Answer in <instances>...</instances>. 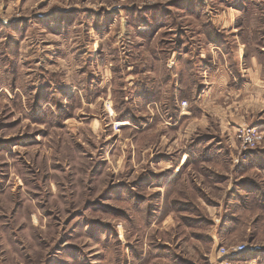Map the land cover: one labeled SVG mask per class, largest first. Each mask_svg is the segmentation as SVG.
I'll list each match as a JSON object with an SVG mask.
<instances>
[{
	"label": "rangeland",
	"instance_id": "374dc122",
	"mask_svg": "<svg viewBox=\"0 0 264 264\" xmlns=\"http://www.w3.org/2000/svg\"><path fill=\"white\" fill-rule=\"evenodd\" d=\"M233 51L262 94L198 112L204 61ZM246 126L264 0H0V264H264Z\"/></svg>",
	"mask_w": 264,
	"mask_h": 264
},
{
	"label": "crops",
	"instance_id": "0c3cea01",
	"mask_svg": "<svg viewBox=\"0 0 264 264\" xmlns=\"http://www.w3.org/2000/svg\"><path fill=\"white\" fill-rule=\"evenodd\" d=\"M208 43V42H207ZM241 50V53L244 51ZM230 52V51H229ZM233 57L232 59H229L226 55V58L224 60H220L215 62L213 55H210V61H204L202 65V69H208L209 68V76H207L208 81H206V84L201 86L200 91L198 92V99L196 101L197 106L200 108L197 111L200 112L201 110L209 105V103L213 102L214 97L219 94H227L226 98L231 93H238V94H246L248 92H254V96L261 95L262 90L260 89L259 84V77L253 76L251 73L247 71V67L245 66L244 57L238 55V57L235 56L233 51ZM203 56V54L201 55ZM209 60V57H208ZM230 60H232L230 62ZM231 66V68H229ZM235 69V73H232L230 69ZM176 81L180 83L179 75L176 78ZM196 96V94L194 95ZM190 101H193L190 100ZM195 100L193 101V104ZM249 106H246L248 108ZM203 108V109H202ZM254 107H251L250 110ZM187 113L188 116H195L194 114H191V109H187L186 111L182 113ZM254 111H252L253 113ZM188 117H184V120H186ZM183 120V121H184ZM241 124H239L240 126Z\"/></svg>",
	"mask_w": 264,
	"mask_h": 264
},
{
	"label": "built area",
	"instance_id": "2783aa9c",
	"mask_svg": "<svg viewBox=\"0 0 264 264\" xmlns=\"http://www.w3.org/2000/svg\"><path fill=\"white\" fill-rule=\"evenodd\" d=\"M187 105V102L184 100L181 102V106L184 108ZM182 113V112H181ZM264 131L259 129L257 126L251 127H241L238 129V136L237 138L240 141L241 149H250L256 147L264 140ZM245 249V245L241 244L238 245L236 248L233 249L231 253L236 251H241ZM221 252L225 253L226 250L224 247H221Z\"/></svg>",
	"mask_w": 264,
	"mask_h": 264
},
{
	"label": "bare ground",
	"instance_id": "6f19581e",
	"mask_svg": "<svg viewBox=\"0 0 264 264\" xmlns=\"http://www.w3.org/2000/svg\"><path fill=\"white\" fill-rule=\"evenodd\" d=\"M124 124H126L125 122H121V124L120 125H124Z\"/></svg>",
	"mask_w": 264,
	"mask_h": 264
},
{
	"label": "trees",
	"instance_id": "16d2710c",
	"mask_svg": "<svg viewBox=\"0 0 264 264\" xmlns=\"http://www.w3.org/2000/svg\"><path fill=\"white\" fill-rule=\"evenodd\" d=\"M212 40H213V38H212ZM215 42H217V41H215ZM198 89L200 90V88H198ZM198 89H197V90H198ZM197 90H196V91H197ZM175 113H176V112H175Z\"/></svg>",
	"mask_w": 264,
	"mask_h": 264
}]
</instances>
